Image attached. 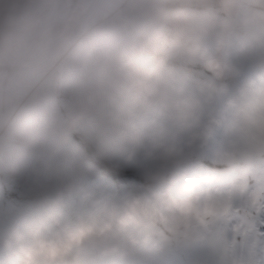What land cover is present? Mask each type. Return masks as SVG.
<instances>
[{
	"label": "clouds",
	"instance_id": "9594fccd",
	"mask_svg": "<svg viewBox=\"0 0 264 264\" xmlns=\"http://www.w3.org/2000/svg\"><path fill=\"white\" fill-rule=\"evenodd\" d=\"M43 12L0 7V60L62 63L73 26ZM140 15L141 52L98 65L61 161L0 182V264H175L264 167V0H142ZM122 168L141 179L105 178Z\"/></svg>",
	"mask_w": 264,
	"mask_h": 264
},
{
	"label": "rangeland",
	"instance_id": "374dc122",
	"mask_svg": "<svg viewBox=\"0 0 264 264\" xmlns=\"http://www.w3.org/2000/svg\"><path fill=\"white\" fill-rule=\"evenodd\" d=\"M52 1L32 0L41 9ZM79 1L87 10L65 24L73 30L62 63L25 62L10 71L5 84L6 116L0 121V136H6L5 129L16 120L21 131H46L50 147L44 164H37L38 173L54 166L55 156L61 157L53 146L69 131L86 86L103 75L98 65L111 63L117 54H139L149 31L140 15L142 0ZM13 4L19 7L20 0H4L0 7L10 10ZM76 140L81 142L79 136ZM11 178L2 167L0 182ZM105 178L117 183L141 179L135 168L110 170ZM21 185L17 179L16 189ZM15 195L16 191L8 193ZM175 264H264V167L241 174L222 194L216 219L207 230L193 233L191 248Z\"/></svg>",
	"mask_w": 264,
	"mask_h": 264
},
{
	"label": "crops",
	"instance_id": "0c3cea01",
	"mask_svg": "<svg viewBox=\"0 0 264 264\" xmlns=\"http://www.w3.org/2000/svg\"><path fill=\"white\" fill-rule=\"evenodd\" d=\"M18 122L16 120L9 123L10 125L5 129L6 136H0V163L3 165H0V170L5 166L9 175L13 176L15 173H19L17 179L24 184L35 178L39 172L37 164H44V160L47 159L45 150L50 145H47L45 140L46 131H21ZM61 142L54 144L53 149L56 150L57 145ZM55 158L54 164L59 163L62 159V157L57 158L56 156Z\"/></svg>",
	"mask_w": 264,
	"mask_h": 264
},
{
	"label": "flooded vegetation",
	"instance_id": "af4514ba",
	"mask_svg": "<svg viewBox=\"0 0 264 264\" xmlns=\"http://www.w3.org/2000/svg\"><path fill=\"white\" fill-rule=\"evenodd\" d=\"M83 3L78 0H54L51 3L47 4L46 7L43 9V14L46 17H50V19L59 18L53 24L57 28H62L66 23L76 21L77 16L74 18V14L81 9ZM52 10V11H49ZM16 67H11L8 64H0V69L8 68L9 73L11 70ZM3 109L5 111V93H4V101H3Z\"/></svg>",
	"mask_w": 264,
	"mask_h": 264
},
{
	"label": "water",
	"instance_id": "95a60500",
	"mask_svg": "<svg viewBox=\"0 0 264 264\" xmlns=\"http://www.w3.org/2000/svg\"><path fill=\"white\" fill-rule=\"evenodd\" d=\"M59 18L51 19V22L54 23ZM24 61H17V60H0V64H8L11 67H16L24 64ZM9 74L8 68L0 69V121H2L5 116L6 112L3 109V101H4V93H5V84Z\"/></svg>",
	"mask_w": 264,
	"mask_h": 264
}]
</instances>
